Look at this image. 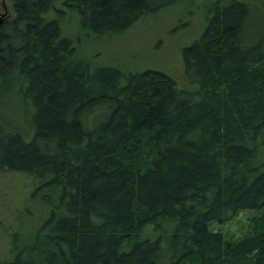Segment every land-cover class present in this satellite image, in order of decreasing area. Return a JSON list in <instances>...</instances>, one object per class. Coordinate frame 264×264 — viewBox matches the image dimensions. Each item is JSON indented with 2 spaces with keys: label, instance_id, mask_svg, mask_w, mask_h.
<instances>
[{
  "label": "trees",
  "instance_id": "16d2710c",
  "mask_svg": "<svg viewBox=\"0 0 264 264\" xmlns=\"http://www.w3.org/2000/svg\"><path fill=\"white\" fill-rule=\"evenodd\" d=\"M179 1L12 0L0 172L32 177L49 216L0 264H264V0L213 4L184 86L93 69L63 29L71 12L87 36L119 35ZM251 210L245 238L210 228Z\"/></svg>",
  "mask_w": 264,
  "mask_h": 264
},
{
  "label": "rangeland",
  "instance_id": "374dc122",
  "mask_svg": "<svg viewBox=\"0 0 264 264\" xmlns=\"http://www.w3.org/2000/svg\"><path fill=\"white\" fill-rule=\"evenodd\" d=\"M217 1L181 0L142 18L122 34L103 38L80 32L71 12L67 13L63 29L75 39L79 57L92 64L93 69L114 67L125 73L159 71L184 86L183 50L200 38L210 8ZM12 16V0H0V21ZM36 187L28 175L0 172V263L12 259L15 235L21 243L34 239L49 216ZM260 215V211H242L229 222L214 223L210 228L222 233L228 241H238L251 234L252 219Z\"/></svg>",
  "mask_w": 264,
  "mask_h": 264
},
{
  "label": "flooded vegetation",
  "instance_id": "af4514ba",
  "mask_svg": "<svg viewBox=\"0 0 264 264\" xmlns=\"http://www.w3.org/2000/svg\"><path fill=\"white\" fill-rule=\"evenodd\" d=\"M1 22V21H0Z\"/></svg>",
  "mask_w": 264,
  "mask_h": 264
}]
</instances>
